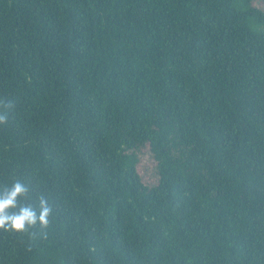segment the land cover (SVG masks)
<instances>
[{"label": "trees", "instance_id": "obj_1", "mask_svg": "<svg viewBox=\"0 0 264 264\" xmlns=\"http://www.w3.org/2000/svg\"><path fill=\"white\" fill-rule=\"evenodd\" d=\"M254 1L0 0V264H264Z\"/></svg>", "mask_w": 264, "mask_h": 264}, {"label": "rangeland", "instance_id": "obj_2", "mask_svg": "<svg viewBox=\"0 0 264 264\" xmlns=\"http://www.w3.org/2000/svg\"><path fill=\"white\" fill-rule=\"evenodd\" d=\"M254 5L264 8L263 7V1L262 0H256L254 1ZM261 29L263 30L264 27ZM139 158L140 161L138 163V168L142 174L143 180L149 184L152 185L157 182L158 176L156 174V160L154 158V155L150 153L149 151H146L144 153L139 152Z\"/></svg>", "mask_w": 264, "mask_h": 264}, {"label": "clouds", "instance_id": "obj_3", "mask_svg": "<svg viewBox=\"0 0 264 264\" xmlns=\"http://www.w3.org/2000/svg\"><path fill=\"white\" fill-rule=\"evenodd\" d=\"M22 188L20 186L16 187V190L10 194L9 198L6 200H0V223H4L7 220V217L2 214L9 208L14 206L16 197L22 192ZM31 213L26 212L25 215L15 219L16 226H22L25 220H31Z\"/></svg>", "mask_w": 264, "mask_h": 264}]
</instances>
